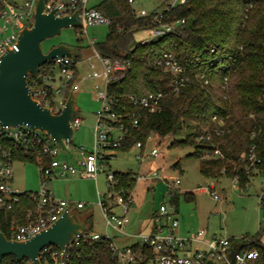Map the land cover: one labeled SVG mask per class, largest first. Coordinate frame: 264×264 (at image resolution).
Returning <instances> with one entry per match:
<instances>
[{
	"label": "trees",
	"instance_id": "1",
	"mask_svg": "<svg viewBox=\"0 0 264 264\" xmlns=\"http://www.w3.org/2000/svg\"><path fill=\"white\" fill-rule=\"evenodd\" d=\"M2 6L0 0V9ZM78 7H82L81 2ZM95 7L110 18L105 40L95 42V47L103 56L130 61L125 76L110 80L108 92L119 101L120 109L125 107L126 111L139 115L140 120L139 125L134 126L131 116L124 119L127 126L124 143L114 150H129L137 142L145 148L154 133L160 137L171 136L174 138L171 146L195 147L191 154L201 159L200 168L205 176L219 178L225 168V174L239 175V187L246 188L257 175L248 160L252 144L257 145L259 165L264 171V0H187L165 11L163 17L164 21L184 18L185 22L173 31L159 32L147 40L138 39L137 33L158 31L157 24L152 15H137L130 0H101ZM165 51L174 52L191 77L177 93L171 91L174 75L157 64ZM79 56L80 53L76 60ZM46 66L43 64L40 71ZM202 74L209 83L204 82ZM226 76L227 89L223 86ZM34 77L28 75L31 85ZM77 79L78 70L69 82L68 95ZM160 90L166 92L160 111L149 112L134 106L130 100L132 94L140 96ZM216 114L224 118V122L215 121ZM193 119L194 124L189 122ZM218 127L224 132L219 133ZM184 128L190 130L183 138H177ZM206 129L212 131V139L200 140L199 135ZM214 148H219L223 155L202 158L206 151ZM14 159L35 161L42 166L48 165L52 156L15 155ZM115 173L121 185L134 189V171ZM172 201L178 204V193H174ZM34 205L31 195L23 194L11 209H0V227L9 238L13 221L25 223ZM261 205L264 207V202ZM86 218L88 232L93 213H87ZM237 242L243 247L259 249L260 256L253 264H264V242L259 233L246 241L231 238L232 245ZM27 260L6 255L0 264H26ZM72 264H118V261L111 241H81L74 249Z\"/></svg>",
	"mask_w": 264,
	"mask_h": 264
},
{
	"label": "built area",
	"instance_id": "2",
	"mask_svg": "<svg viewBox=\"0 0 264 264\" xmlns=\"http://www.w3.org/2000/svg\"><path fill=\"white\" fill-rule=\"evenodd\" d=\"M37 0H26L23 4L10 3L2 0L3 6L0 9V59L8 48L18 49V39L21 29L31 26L35 20ZM82 7H78V3ZM133 4L135 0H130ZM187 0H162L163 8L152 11L142 8H135L137 15H152L153 21L157 24L160 33H166L176 29L185 19H175L164 21V12L172 9L176 5L185 4ZM57 8L59 15L72 14L77 9L81 11V25L88 26L110 22V18L96 7H88L87 0H49L46 2V11ZM83 33V32H80ZM147 40V39H143ZM93 45L95 55L99 58L103 67V72L94 70L93 76L101 77L105 85L100 90L98 98L102 102L101 108L97 112V121L94 127V141L91 149L81 147L82 168H77L72 163L61 160L58 154L62 149L55 139L45 130L34 128L28 124H18L11 126L0 120V209H11L20 200L21 195H31L35 200V205L27 213L26 222L20 223L16 219L11 226L12 239L26 240L36 233L52 225L70 206L71 200L57 197L50 188L53 178L60 176L76 175L82 173L97 179L100 171H107L108 190L105 193L98 191L99 205L105 219L106 227L113 228L118 232L137 238L133 244L119 245L114 242L113 236L106 233L87 232L86 230L77 236L66 248L57 245H45L40 251L41 264H72L74 249L81 241H111V248L118 264H220L228 261L232 248L231 237L227 235H214L210 239H204V229L193 234L184 235L179 232L180 221L177 215L176 206L173 202L161 204L154 213L153 227L148 232H127L125 226L130 222L129 211L134 198V189H127L121 185V180L116 176L115 170L104 169V163L113 156L108 150L120 147L124 143L127 133L125 118L131 116L134 126L140 123L139 115L126 111L125 107L120 109L119 101L108 92V85L111 79L118 75L125 76L130 66V61L112 59L103 56L95 47V41L90 40ZM47 66L32 79L31 92L38 101L48 106L55 113H60L66 105L68 99V85L74 79L78 60L75 56H57L45 63ZM157 64L173 75L171 91L179 92L189 81L190 75L186 73V68L181 65L177 56L172 51H165L157 60ZM91 66L95 64L91 62ZM31 75V74H29ZM204 82L209 83V79L204 74ZM76 85V84H75ZM223 86L229 88L228 77H225ZM166 92L163 90L151 92L145 95H130L132 104L136 107L146 108L149 112L162 110ZM228 96V95H226ZM215 121L224 122V118L214 115ZM72 125L77 128L81 125V118L76 114L72 120ZM219 133L224 129L217 128ZM200 140L209 141L212 139V131L204 130L199 135ZM133 147H142L141 142H137ZM256 144H252L248 154L250 167L256 174L264 171L260 167L261 158L256 152ZM111 151V150H110ZM161 150L156 144L149 154L151 156L160 155ZM20 155L26 158H34L51 155L52 159L48 165L41 166L43 175L42 185L39 191H21L13 187V166L14 156ZM222 152L219 148L206 151L202 158L220 157ZM138 157L144 158L139 154ZM148 173L142 171L134 173L136 182L140 179H147ZM235 186H239V175L234 177ZM180 177L168 179L170 187L179 186ZM216 200H223V196L214 189L215 185L208 183L201 185ZM172 194V193H171ZM260 203L264 202L263 194L259 195ZM78 207H83L84 203L78 202ZM260 256L257 248L243 247L237 254L235 264H253ZM26 264H33L29 259Z\"/></svg>",
	"mask_w": 264,
	"mask_h": 264
},
{
	"label": "rangeland",
	"instance_id": "3",
	"mask_svg": "<svg viewBox=\"0 0 264 264\" xmlns=\"http://www.w3.org/2000/svg\"><path fill=\"white\" fill-rule=\"evenodd\" d=\"M8 1L13 4L14 2L23 4L26 0ZM100 2L101 0H87V6L95 7ZM133 6L138 10L145 8L149 11L163 8L162 0H135ZM108 32V23L82 26L81 28L69 26L62 28L59 34L42 42L46 51L55 45L63 43L72 48L75 53H80L77 65L78 79L76 81L77 88L74 92V105L78 116L81 118V125L75 128L73 141L69 144L70 151L61 149L58 154L59 159L66 160L77 168H82L80 164L82 155L78 147L84 145L88 150L93 147L97 112L102 106L98 96L100 90L105 87L101 77L93 76L94 70L102 73L103 67L99 58L95 55L90 40L95 42L103 41ZM157 33H159L157 30L140 31L137 33V38H152ZM91 62L95 64V67L91 66ZM189 122L194 124L196 120L193 119ZM188 130L190 129L184 128L177 135V138H183ZM173 139L171 136L160 137L157 133L152 134L146 142L145 149L150 152L159 143L161 153L156 157H148L145 162H141V158H137V153L140 151L139 147H132L124 151L110 149L114 156L103 164L106 170L146 172L153 160L156 161L159 167L157 173H159L160 178L157 183H154L155 185L150 184L149 186L146 183L145 187L144 180L137 182L133 191L137 198H135L132 209L130 208V222L125 226V231L148 233L150 230L142 227V224L138 222L139 217L150 211L152 207L159 208L161 204L173 202L171 193L177 192L179 195L178 218L180 223H187L193 220L195 224V222L199 221L204 227L208 226L210 232H216L219 236L227 235L235 241H246L259 233L264 242V207H262L259 200V195L263 194L264 196V172L255 175L246 188L235 186L234 178L225 174V168L221 171L223 174L221 177H207L201 171V159L191 154L195 147L188 144L171 146L170 142ZM177 162L179 164L175 166ZM106 172L104 170L100 171L98 180L82 173L74 176L55 177L50 183V188L57 197L70 198L73 201L71 203L72 210L86 227L89 224L86 218L87 213H93L92 227L88 230L89 233L108 232L113 236L115 243L119 245L130 244L137 241V238L106 227L99 205L98 194V191L105 193L108 190ZM165 177H171L172 179L180 177L181 182L177 186L179 188L170 187ZM42 178L43 175L39 163L15 160L12 179L13 187L21 191H39L42 185ZM208 183H216V190L224 197L223 200H216L211 194L199 191L195 192L193 199L186 192ZM138 188L139 193L135 194ZM141 200L142 205L139 208L136 207L138 203H141ZM78 202L84 203V206L78 207ZM134 209L136 210L135 212ZM191 226L192 224L189 223L188 228ZM193 227L196 228V226ZM195 231L197 230H192V232Z\"/></svg>",
	"mask_w": 264,
	"mask_h": 264
},
{
	"label": "water",
	"instance_id": "4",
	"mask_svg": "<svg viewBox=\"0 0 264 264\" xmlns=\"http://www.w3.org/2000/svg\"><path fill=\"white\" fill-rule=\"evenodd\" d=\"M47 0L36 1L35 20L31 26L21 29L18 49L8 48L0 59V120L11 126L28 124L45 130L63 150L69 151L75 128L72 120L77 114L74 105V92L71 90L66 105L60 113H55L48 106L34 98L29 74H37L40 67L57 56H78L66 44H58L48 51L42 42L59 34L64 27L80 26L81 11L59 15L57 8L46 11ZM87 229L86 225L68 206L63 214L49 227L26 240L9 238L0 227V263L6 255H13L19 260L29 259L33 264H41L40 251L48 244L66 248L77 236ZM242 245L235 243L228 261L220 264H235Z\"/></svg>",
	"mask_w": 264,
	"mask_h": 264
},
{
	"label": "crops",
	"instance_id": "5",
	"mask_svg": "<svg viewBox=\"0 0 264 264\" xmlns=\"http://www.w3.org/2000/svg\"><path fill=\"white\" fill-rule=\"evenodd\" d=\"M14 3H16V2H14ZM143 39H147V38H143ZM171 143V142H170ZM157 144H159V143H157ZM171 145V144H170ZM82 146H84V145H82ZM81 146V147H82ZM69 147H70V145H69ZM81 147H78L79 149H80V151H81ZM70 151V150H69ZM108 153H111V151L110 150H108ZM139 154H142V155H144V158L143 159H141V162H145V161H147L146 159L148 158V157H150L151 155L149 154V152H147L146 151V149L145 148H140V151L137 153V158H140V157H138V155ZM114 156V155H113ZM111 158V157H110ZM109 158V159H110ZM109 159H108V161H109ZM107 161V162H108ZM175 166H178V164H176ZM158 164L156 163V161L155 160H153L152 162H151V166H150V168L146 171V172H144V171H142V172H144V173H148L149 174V176H148V178L147 179H140V180H144V185L147 183L149 186H150V184H154V183H157V180L160 178L159 177V173H157V171H158ZM81 169V168H80ZM115 171H121V170H115ZM127 171H129V170H127ZM133 171V170H132ZM123 172H126V171H123ZM135 173H137V172H135ZM98 176H99V174H98ZM98 176H97V179L96 180H98ZM168 179H172L171 177H165V180L167 181V183H168ZM140 180H138V181H140ZM137 181V182H138ZM137 182H136V184H137ZM212 184H214L215 185V187H214V189H216V183H212ZM155 185V184H154ZM136 186V185H135ZM145 187H146V185H145ZM179 188V187H178ZM134 189H135V187H134ZM196 191H199V192H203V193H209L210 194V192H208L205 188H203L201 185L199 186V187H197L196 189H194V190H187L186 192H187V194L188 195H190V196H192V198L195 196V192ZM137 193H135V194H138L139 193V188L137 189V191H136ZM175 193V192H174ZM174 193H172V196H174ZM177 193V192H176ZM138 196V195H137ZM135 198H137V197H135V195H134V198H133V201H132V204H131V209H132V206H133V204L135 203ZM70 199V198H69ZM194 199V198H193ZM71 200V199H70ZM73 201L71 200V203H72ZM175 204V203H174ZM142 205V200H141V203H138V205H136V207H140ZM175 206H176V211H177V215H178V213H179V202H178V204L176 205L175 204ZM135 208V207H134ZM141 209V208H140ZM136 210H138L137 208H136ZM135 209H134V212L136 211ZM158 210V208H155V207H152L151 208V210L150 211H147L146 213H144V215L142 216V217H139V219H138V222L139 223H141L142 224V227H145V228H148L149 230H151L152 229V227H153V217H154V213L156 212ZM140 212V211H139ZM189 223H191L192 224V226L190 227V228H188L189 227ZM202 224L199 222V221H197V222H195V224H194V221L193 220H190V222H187V223H180V226H179V232L181 233V234H184V235H189V234H193V233H195V232H197V231H199V230H201V229H204L205 230V233H204V235H203V238L204 239H210L211 237H213L214 235H217L216 234V232H210V229H209V227L208 226H206V227H204L203 225L201 226ZM193 226H196V228H194ZM193 227V228H192ZM197 230V231H195V232H192V230ZM136 241H134V242H132V243H130V244H133V243H135ZM127 245V244H126Z\"/></svg>",
	"mask_w": 264,
	"mask_h": 264
}]
</instances>
